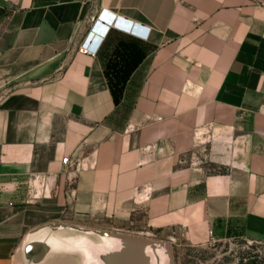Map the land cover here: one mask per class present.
Here are the masks:
<instances>
[{
	"label": "crops",
	"instance_id": "obj_1",
	"mask_svg": "<svg viewBox=\"0 0 264 264\" xmlns=\"http://www.w3.org/2000/svg\"><path fill=\"white\" fill-rule=\"evenodd\" d=\"M104 10L149 38L80 53ZM140 211L194 243L263 238L264 0H0V264H79L25 247Z\"/></svg>",
	"mask_w": 264,
	"mask_h": 264
},
{
	"label": "rangeland",
	"instance_id": "obj_2",
	"mask_svg": "<svg viewBox=\"0 0 264 264\" xmlns=\"http://www.w3.org/2000/svg\"><path fill=\"white\" fill-rule=\"evenodd\" d=\"M119 81H125L121 78ZM143 212H135L129 220L121 223L113 222V217L108 218L109 222L102 226L89 223L87 229L99 231H111L119 229L121 232L128 231L136 234L150 233L152 239L168 241L175 249L176 264H241L243 252H250L252 256L258 252H264V243L260 241H250L238 233L211 234L201 243H194L177 230H154L148 227L144 221ZM74 226L75 224H71ZM93 226V227H92ZM69 234H80L69 231ZM90 238L96 237L89 235ZM78 259V257H77Z\"/></svg>",
	"mask_w": 264,
	"mask_h": 264
},
{
	"label": "water",
	"instance_id": "obj_3",
	"mask_svg": "<svg viewBox=\"0 0 264 264\" xmlns=\"http://www.w3.org/2000/svg\"><path fill=\"white\" fill-rule=\"evenodd\" d=\"M110 19L114 16L107 13ZM47 227L51 230H65L79 232L84 236H94L92 241H98L100 238H107L111 241V247H100L91 245L93 260L89 264H176L175 249L172 243L168 241H159L150 238L151 234L146 236L134 235L118 232H108L81 228L77 226L64 225L62 223H51ZM41 229L33 231L39 232ZM51 252L46 244L40 241L26 245L25 253L29 257H34L37 262L42 261L45 256ZM57 252H51L56 256ZM78 257V259H77ZM69 259L77 261L79 264H85L79 253L69 254Z\"/></svg>",
	"mask_w": 264,
	"mask_h": 264
},
{
	"label": "bare ground",
	"instance_id": "obj_4",
	"mask_svg": "<svg viewBox=\"0 0 264 264\" xmlns=\"http://www.w3.org/2000/svg\"><path fill=\"white\" fill-rule=\"evenodd\" d=\"M100 16V15H99ZM103 20L111 22V19L106 16H101ZM95 24L93 25V27ZM41 243L46 244L51 252H59L66 250L71 253H79L82 256L83 262L89 264L93 260L91 245L100 247H111V241L107 238H100L97 242L90 240L88 236L81 234H49L41 236L39 240Z\"/></svg>",
	"mask_w": 264,
	"mask_h": 264
},
{
	"label": "built area",
	"instance_id": "obj_5",
	"mask_svg": "<svg viewBox=\"0 0 264 264\" xmlns=\"http://www.w3.org/2000/svg\"><path fill=\"white\" fill-rule=\"evenodd\" d=\"M107 13H109V12L104 10L100 14V16H98V19L95 22V26L92 27L91 31L89 32V34L87 35L85 40L82 42L81 46L79 47V52L80 53H83V54H86V55L95 54L98 51V49H99L101 43L103 42V40L106 38V36L110 32V30H112V29H117V30L123 31V32H125V33H127L129 35L138 37L140 39L147 40L149 38V36H150V28L149 27H147L145 25H141V24H137V23L131 22L130 20L125 19V18L116 17L114 15H113L114 18L111 19V22L107 21L111 25L110 26H105L104 25V27L107 28V32H106V34L104 35L103 38H100L99 36L93 34V31H94L95 28L97 29V26H100L101 24L103 25V23H101L100 19L103 20L101 16L103 14L106 15ZM109 14H111V13H109ZM91 36H93L94 38L91 37ZM95 40H99V41L96 43V42H94ZM64 163L66 165L69 164V160L65 159ZM211 234H212V232H211Z\"/></svg>",
	"mask_w": 264,
	"mask_h": 264
},
{
	"label": "trees",
	"instance_id": "obj_6",
	"mask_svg": "<svg viewBox=\"0 0 264 264\" xmlns=\"http://www.w3.org/2000/svg\"><path fill=\"white\" fill-rule=\"evenodd\" d=\"M136 65H131V70L135 67ZM129 68V70H130ZM128 70V73H129ZM127 73V75H128ZM113 93L115 95V101L118 102L120 96L122 95V90H123V85L119 86L118 84H113L112 86ZM117 89L118 92L115 90ZM260 241L261 243H264V236L262 239L257 240ZM241 264H264V252H258L256 255L252 256L250 252H243V258L241 259Z\"/></svg>",
	"mask_w": 264,
	"mask_h": 264
},
{
	"label": "flooded vegetation",
	"instance_id": "obj_7",
	"mask_svg": "<svg viewBox=\"0 0 264 264\" xmlns=\"http://www.w3.org/2000/svg\"><path fill=\"white\" fill-rule=\"evenodd\" d=\"M116 232H118V233H125V232H121V230H119V229H117V230H115ZM108 232H111V231H108ZM114 232V231H113ZM126 234H134V235H143V236H146V234H148V233H141V234H136V233H134V232H127ZM151 237V236H150Z\"/></svg>",
	"mask_w": 264,
	"mask_h": 264
}]
</instances>
